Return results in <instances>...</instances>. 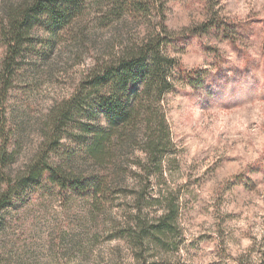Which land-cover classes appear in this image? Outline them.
Here are the masks:
<instances>
[{
    "label": "rangeland",
    "instance_id": "1",
    "mask_svg": "<svg viewBox=\"0 0 264 264\" xmlns=\"http://www.w3.org/2000/svg\"><path fill=\"white\" fill-rule=\"evenodd\" d=\"M146 1V12L113 19L107 3L92 1L61 32L34 31L35 51L4 105L15 152L6 171L15 177L35 160L55 105L163 21L172 35L167 53L187 73L201 72V85L180 80L163 98L172 150L161 172L129 149L106 202L49 184L28 192L4 214L0 264H264V0ZM3 52L0 40V61ZM148 180L154 191L138 204ZM165 195L176 199L177 226L153 244L138 243L131 228L139 208L151 223Z\"/></svg>",
    "mask_w": 264,
    "mask_h": 264
},
{
    "label": "trees",
    "instance_id": "2",
    "mask_svg": "<svg viewBox=\"0 0 264 264\" xmlns=\"http://www.w3.org/2000/svg\"><path fill=\"white\" fill-rule=\"evenodd\" d=\"M92 1L108 4V19L148 10L146 0H19L0 7V40L4 47L0 61V226L7 209L23 201L28 192L48 184L68 197L90 196L97 204L106 202L115 191V176L124 173L123 154L129 149L141 150L155 171L161 172L164 158L172 150L163 98L180 80L187 79L195 87L201 85V72L187 73L178 59L167 53L172 35L162 21L117 57L95 67L72 96L55 105L35 160L23 173L15 177L7 174L15 152L9 150L4 105L22 61L28 52L35 51L33 33L37 28L50 34L61 32ZM65 138L84 146L72 148L65 145ZM79 163H89L95 169L84 170ZM144 167L150 176L152 170ZM151 184L148 180L142 191L137 190L138 204L154 191ZM162 197L164 210L151 223L145 221L139 208L131 237L142 245L153 244L156 236L178 224L176 199Z\"/></svg>",
    "mask_w": 264,
    "mask_h": 264
}]
</instances>
